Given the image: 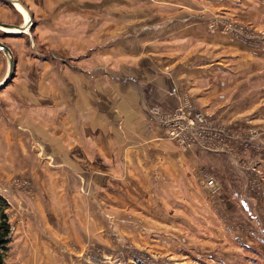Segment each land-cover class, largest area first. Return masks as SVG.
Returning <instances> with one entry per match:
<instances>
[{
  "label": "rangeland",
  "instance_id": "rangeland-1",
  "mask_svg": "<svg viewBox=\"0 0 264 264\" xmlns=\"http://www.w3.org/2000/svg\"><path fill=\"white\" fill-rule=\"evenodd\" d=\"M21 1L31 16L26 30L0 28V41L12 57L8 72L9 57L0 47V195L9 204L11 240L20 217L18 203L34 197L45 203L49 191L68 196L65 208L73 221L80 220V228L66 221L54 225L57 231H73V238L78 232L82 243L62 240L60 251L79 259L97 264H264V67L241 80L255 100L245 116L214 119L191 105L211 120L208 129L219 138L207 149L214 151L200 147L197 161L186 163L185 184L165 186L159 167L129 168L115 160L102 170L91 167L94 161L86 154L89 145H96L101 121L75 118L87 111L72 110V103L98 99L86 95L85 80H95L97 69L106 75L110 57L94 55L90 39L97 27L110 26L106 20L118 5L113 8L112 0ZM239 3L248 9L244 0ZM224 20L237 22L240 32H231L264 48V20ZM0 22L21 25L24 18L15 4L0 0ZM65 71L75 75L76 87L65 83ZM153 107L167 113L152 105L154 116ZM78 131L89 143L81 144V152L72 145ZM152 209L161 214L152 215ZM10 255L9 250L6 261Z\"/></svg>",
  "mask_w": 264,
  "mask_h": 264
},
{
  "label": "crops",
  "instance_id": "crops-1",
  "mask_svg": "<svg viewBox=\"0 0 264 264\" xmlns=\"http://www.w3.org/2000/svg\"><path fill=\"white\" fill-rule=\"evenodd\" d=\"M240 1L110 2L113 8L118 5L106 20L110 26L97 27L90 39L94 55L110 57L106 75L97 69L95 80H85L86 95L98 99L94 104L82 98L72 103V110L77 106L87 111L86 116L75 118L92 119L91 124L101 121L102 131L94 148L80 139L83 131H78L79 137L72 144L80 152L81 144L90 146L86 154L89 162L94 161L91 167L103 170L109 167L108 161L115 160L129 168L159 167L165 186L185 184L186 163L197 161L201 146L181 145L166 137L149 108L158 105L169 112L189 103L214 119L234 120L246 114L248 105L254 107L255 100L249 96L252 90L249 92L246 81L241 80L264 67V48L249 43L247 35L225 30L224 19L262 23L264 3L244 0L248 9H243ZM143 8L144 12H137ZM85 41L87 44V38ZM65 78V83L76 87L71 71H65ZM45 196V203L38 197L18 203L20 217L9 243L7 264H97L60 251L62 240L82 242L77 231L73 238V231H57L54 225L62 227L66 221L80 228V220L76 217L73 221L65 208L63 200H69L68 196L49 191ZM79 199H75L76 204ZM161 210L165 213L167 207ZM157 211L161 214L160 209L150 213L156 216Z\"/></svg>",
  "mask_w": 264,
  "mask_h": 264
},
{
  "label": "built area",
  "instance_id": "built-area-1",
  "mask_svg": "<svg viewBox=\"0 0 264 264\" xmlns=\"http://www.w3.org/2000/svg\"><path fill=\"white\" fill-rule=\"evenodd\" d=\"M226 22V21H225ZM224 23L225 30H234L240 32V27L237 22ZM155 117L165 129L169 138L178 142L181 145L198 144L206 149H213L215 139L219 138L218 133H213L209 126L211 120L207 121L205 115L201 111H193L191 105L181 104V106L173 113L159 111L158 107H153ZM224 131L226 129H223ZM223 132V131H222ZM229 132L226 130V133ZM208 182L210 183L211 180Z\"/></svg>",
  "mask_w": 264,
  "mask_h": 264
},
{
  "label": "trees",
  "instance_id": "trees-1",
  "mask_svg": "<svg viewBox=\"0 0 264 264\" xmlns=\"http://www.w3.org/2000/svg\"><path fill=\"white\" fill-rule=\"evenodd\" d=\"M8 201L0 195V264H7L6 256L10 249V222L7 213Z\"/></svg>",
  "mask_w": 264,
  "mask_h": 264
},
{
  "label": "water",
  "instance_id": "water-1",
  "mask_svg": "<svg viewBox=\"0 0 264 264\" xmlns=\"http://www.w3.org/2000/svg\"><path fill=\"white\" fill-rule=\"evenodd\" d=\"M8 1H10L11 3H13V2H17L19 5H21L25 10H26V12L28 13V19L24 22V23H22L21 25H9V24H7V23H3V22H0V25L1 26H17L19 29H23V28H25L29 23H30V14H29V12H28V9H27V7L24 5V3L21 1V0H8ZM0 47H2L4 50H5V52L8 54V57H9V71L8 72H10V70H11V65H12V57H11V52H10V49H9V47L5 44V43H3L2 41H0ZM4 81H5V79H4ZM3 82V81H2Z\"/></svg>",
  "mask_w": 264,
  "mask_h": 264
},
{
  "label": "bare ground",
  "instance_id": "bare-ground-1",
  "mask_svg": "<svg viewBox=\"0 0 264 264\" xmlns=\"http://www.w3.org/2000/svg\"><path fill=\"white\" fill-rule=\"evenodd\" d=\"M13 4L16 5L18 11L21 13V15L23 16L24 18V22L28 19V13L26 12V10L21 6L19 5L17 2H13ZM0 28H6V29H11L10 32H17V31H20L21 29H19L17 26H1L0 25ZM26 28V27H25ZM25 28H23L22 30H26ZM28 31V30H27Z\"/></svg>",
  "mask_w": 264,
  "mask_h": 264
}]
</instances>
